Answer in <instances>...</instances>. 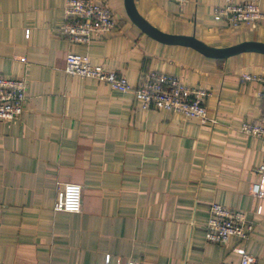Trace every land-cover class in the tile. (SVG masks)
<instances>
[{"label":"crops","instance_id":"obj_1","mask_svg":"<svg viewBox=\"0 0 264 264\" xmlns=\"http://www.w3.org/2000/svg\"><path fill=\"white\" fill-rule=\"evenodd\" d=\"M64 1L0 0V76L27 80L20 122H0V264H103L106 255L123 264H238L243 253L264 264V200L250 194L264 142L240 131L264 111L260 86L241 80L264 76V54L222 58L187 41L264 45V23L215 21L225 0H132L151 33L129 18L125 0H102L115 28L71 44L59 34ZM233 1L264 12V0ZM68 53L132 86L152 71L202 88L215 123L145 111L130 93L67 75ZM65 183L81 186L80 213L54 211ZM213 203L245 213L254 226L246 241H206Z\"/></svg>","mask_w":264,"mask_h":264},{"label":"built area","instance_id":"obj_2","mask_svg":"<svg viewBox=\"0 0 264 264\" xmlns=\"http://www.w3.org/2000/svg\"><path fill=\"white\" fill-rule=\"evenodd\" d=\"M182 5L186 0H170ZM213 19L224 21L229 26L255 28L264 23V12L255 1L239 4L225 0L222 6L213 8ZM116 26V18L111 9L102 0H65L63 5V23L59 28L60 36L71 44L88 45L92 34L106 35ZM26 36H29L27 32ZM24 63L25 58H19ZM64 73L70 76L93 79L107 84L111 89L130 93L142 110L166 111L196 119L200 123H215L206 108L208 94L199 87H190L176 77L157 73L143 72L139 84L130 85L124 76L115 71L93 66L87 56L68 53L65 58ZM243 82H256L260 86L258 98L264 100V76L243 73ZM27 80L0 76V122L18 124L25 112ZM240 131L247 136L264 142V111L255 122L242 123ZM258 180L251 185L250 194L264 200V150L261 163L255 168ZM82 188L78 184L65 183L57 187L55 212L77 214L81 211ZM260 209L257 213H260ZM253 223L241 210H232L221 204L213 203L209 208V217L205 226V238L208 243L226 245L231 237L246 241L253 230ZM103 264H123L106 255ZM125 264H140L128 259ZM223 264V263H220ZM238 264H256V259L243 253Z\"/></svg>","mask_w":264,"mask_h":264},{"label":"water","instance_id":"obj_3","mask_svg":"<svg viewBox=\"0 0 264 264\" xmlns=\"http://www.w3.org/2000/svg\"><path fill=\"white\" fill-rule=\"evenodd\" d=\"M125 7L128 13L129 18L138 26H140L143 30L147 31V32H155L150 30V28L148 26H146L141 19L138 17L135 9H134V5L132 0H125ZM156 33V32H155ZM187 41L191 42V44H194L198 49L209 52L214 54L217 57H222V58H226L229 57L231 55L237 54L238 52H243V51H252V52H257V53H262L264 54V45H260V44H248V45H241V46H237V47H233V48H229V49H222V50H214V49H209L206 46L195 42L193 39L189 38L187 39Z\"/></svg>","mask_w":264,"mask_h":264}]
</instances>
